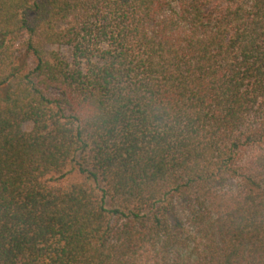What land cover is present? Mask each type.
Returning a JSON list of instances; mask_svg holds the SVG:
<instances>
[{"label":"trees","instance_id":"1","mask_svg":"<svg viewBox=\"0 0 264 264\" xmlns=\"http://www.w3.org/2000/svg\"><path fill=\"white\" fill-rule=\"evenodd\" d=\"M0 264H264V0H0Z\"/></svg>","mask_w":264,"mask_h":264},{"label":"rangeland","instance_id":"2","mask_svg":"<svg viewBox=\"0 0 264 264\" xmlns=\"http://www.w3.org/2000/svg\"><path fill=\"white\" fill-rule=\"evenodd\" d=\"M21 48H23V45L20 46ZM52 49L55 48V47H51ZM60 50V52L64 55V56H67L69 54V50L67 48H60L58 49ZM25 128L27 130H30L31 129V126L30 125H26ZM73 178H78L77 175H73Z\"/></svg>","mask_w":264,"mask_h":264}]
</instances>
